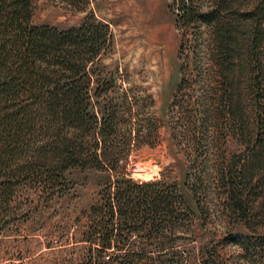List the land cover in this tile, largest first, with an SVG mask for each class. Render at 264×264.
<instances>
[{"label": "trees", "instance_id": "obj_1", "mask_svg": "<svg viewBox=\"0 0 264 264\" xmlns=\"http://www.w3.org/2000/svg\"><path fill=\"white\" fill-rule=\"evenodd\" d=\"M171 6L181 33L172 129L174 138L191 150L189 187L201 215V196L212 185L224 209L250 225L249 192L264 197V66L258 54L264 41V0L247 5L172 0ZM33 10V0H0V236L16 206L55 196L70 169L116 171L127 165L132 151L131 146L114 151L116 114L109 111L100 118L91 110L89 65L112 48L110 24L90 16L78 27L61 30L34 25ZM250 95L254 133L247 140ZM230 120L237 123L234 133L246 136L244 161L212 168L208 126L224 134ZM182 209L188 211L176 184L118 179L85 212L90 225L77 242H88L90 248L81 261L105 264L97 252L116 249L123 252L113 264H167L165 254L155 258L130 247L164 251L165 234L178 227ZM235 239L249 249L245 236Z\"/></svg>", "mask_w": 264, "mask_h": 264}, {"label": "rangeland", "instance_id": "obj_2", "mask_svg": "<svg viewBox=\"0 0 264 264\" xmlns=\"http://www.w3.org/2000/svg\"><path fill=\"white\" fill-rule=\"evenodd\" d=\"M239 2L247 5L251 0ZM171 4L172 0H33L34 25L65 30L80 26L90 16L110 24L112 48L89 65L93 78L91 110L100 118L114 112V151L126 152L129 146L132 151L127 165H118L116 171L70 169L55 196L34 203L25 200L21 207L16 206L6 218V233L0 236V264H86L81 257L88 254L90 244L77 242L90 225L85 212L100 200L104 189L122 178L176 184L188 208L180 210L178 227L165 234L164 251L136 244L130 250L144 249L155 258L165 254L167 264H264V197L256 199L255 193L249 192L252 208L248 225L239 214L224 209L212 185L201 196V215L189 187L191 150L180 137L174 138L172 129L171 105L181 79V33ZM258 54L264 66V41ZM253 104L250 95L247 140L254 133ZM198 114L202 117L203 110ZM236 125L230 120L222 128L224 134L208 126L206 147L212 168L244 161L246 136L234 133ZM239 234L246 237L249 249L236 241ZM122 252L97 253L102 262L113 264L112 259Z\"/></svg>", "mask_w": 264, "mask_h": 264}]
</instances>
